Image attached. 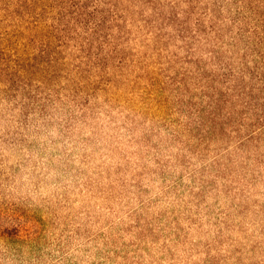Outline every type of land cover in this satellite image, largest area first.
<instances>
[{
    "label": "rangeland",
    "instance_id": "374dc122",
    "mask_svg": "<svg viewBox=\"0 0 264 264\" xmlns=\"http://www.w3.org/2000/svg\"><path fill=\"white\" fill-rule=\"evenodd\" d=\"M184 1L0 0V264H264V0Z\"/></svg>",
    "mask_w": 264,
    "mask_h": 264
},
{
    "label": "trees",
    "instance_id": "16d2710c",
    "mask_svg": "<svg viewBox=\"0 0 264 264\" xmlns=\"http://www.w3.org/2000/svg\"><path fill=\"white\" fill-rule=\"evenodd\" d=\"M147 1H148V3L152 2V0H147ZM228 2L229 1H222V0L208 1L207 4L209 5V8L206 10H202L201 8H199V11H204V12H202L201 15L197 19H195L194 21H189L192 18L191 14H190L186 18V20H187V24L189 26H193V28L189 31L187 29L186 34H188L189 37H191L192 33H194L195 35H200L202 33H206V34L218 33L221 36L222 33L224 32V30L221 28V26L223 24L232 28L233 24H236V22H237L235 17L232 18V16H230V18L228 20L227 17H225L223 15L216 16V13H215V11L223 9V7L226 4H228ZM177 3H178V6H180V4H182L181 1H178ZM184 3H186V5H188L189 7H191L193 4L198 6V4L201 3V0H185ZM173 5H174V1H173ZM151 6H152L154 13L153 14L150 13V17H152V18L155 17L156 14H158L159 10L162 11V13H163V6L164 5L157 6L156 4H151ZM178 12H182V14L187 13V11H185V10H180ZM159 17H160V15H159ZM167 19L171 20L172 17H167ZM181 21H183V19H180V22ZM156 22H157V20L151 19L150 23H148V24L151 25V24L156 23ZM106 23H107V17L102 16L97 21L96 26L99 29L101 27H104L106 25ZM219 23H221V25H219ZM185 24H186V22L179 23V26H181V28L177 29L178 33L185 28ZM206 29H210L208 33L206 32ZM230 34L233 35V36H230L232 38L231 43H233L235 41V37L241 35L240 33H237L234 31H232ZM191 38L196 41L195 37H191ZM246 38L247 37H244L245 40H246ZM216 39L219 41L221 38H216ZM247 44L248 43H246V54L245 55L244 54L239 55V54H241L240 52L236 53V60H239V62H240V65L236 64V68H235V65L233 63V61H234L233 52L235 53V51H233V52L231 51L230 53H227L229 55L230 60L227 59L226 62H225V60L220 62L219 59L216 57L218 65L221 64L220 70L218 71L217 75L215 76L217 78V80L219 81V84H221V86L223 87V90L226 93H230V94L233 93V96H240L242 98L246 97V96L247 97L250 96L249 98H251V93H254V92L264 94V75L261 73L260 67L258 70L256 68V67H258L257 63L259 61H256L255 62L256 64L254 63V61H252L251 49H250V46ZM249 52H250V54H249ZM214 54H219V51L214 53ZM262 57H263V54H261L259 56V59ZM205 67L207 70L208 69L207 64L203 67V69H205ZM210 80H212V79H210ZM214 91H215L214 93H219L218 90H214Z\"/></svg>",
    "mask_w": 264,
    "mask_h": 264
}]
</instances>
